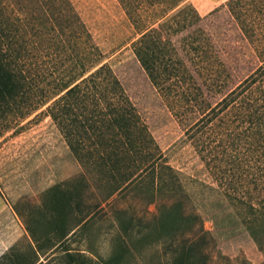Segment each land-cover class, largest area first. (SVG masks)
<instances>
[{
  "label": "trees",
  "instance_id": "trees-1",
  "mask_svg": "<svg viewBox=\"0 0 264 264\" xmlns=\"http://www.w3.org/2000/svg\"><path fill=\"white\" fill-rule=\"evenodd\" d=\"M118 1L138 31L132 48L140 66L174 116L188 124L186 139L210 164L215 182L224 187L225 198L264 254V0L225 3L258 65L226 90L231 76L210 54V92L223 94L210 106L171 42L204 17L188 0ZM68 28L69 34L81 33L79 68L38 98L20 69L26 46L33 37H58ZM202 50L195 38L184 54L202 59ZM102 60L68 0H0V119L18 115L24 120L46 106L41 113L82 168L73 179L45 190L37 212L28 202L22 208L21 199L13 203L28 236L27 249L18 253L14 245L0 264H41L39 255L48 256L45 249L81 240L102 219V204L120 200L124 204L112 205L110 220L120 248L105 264H121L127 240L152 233L170 264H209L212 235L197 214L186 211L187 194L177 172ZM153 204L154 214H137L138 207ZM65 255L68 264L92 262L83 254Z\"/></svg>",
  "mask_w": 264,
  "mask_h": 264
},
{
  "label": "rangeland",
  "instance_id": "rangeland-1",
  "mask_svg": "<svg viewBox=\"0 0 264 264\" xmlns=\"http://www.w3.org/2000/svg\"><path fill=\"white\" fill-rule=\"evenodd\" d=\"M227 1L188 0L204 19L171 38L186 68L194 76L201 100L208 106L214 105L223 95L210 92V54L223 61L225 71L231 76L226 90L243 80L258 65L251 46L225 6ZM68 2L89 33L91 42L99 49L102 63L111 69L166 161L177 172L187 194L186 211L197 214L204 230L212 235L215 243L209 264H264V254L225 198L224 187L215 182L210 164L186 139L184 132L188 124L181 123L170 111L135 57L132 44L139 37L138 31L119 1ZM21 24L18 23L20 27ZM69 32L68 28L58 37H33L32 43L26 46L20 69L38 98L51 94L79 68L81 33L79 30ZM21 37L20 40L24 38L22 34ZM195 38L203 46L202 59L184 54ZM45 108L24 120L18 115L7 121L0 119V259L14 245L18 253L27 249L28 236L12 209L13 203L21 199L22 208L28 202L37 207V212L41 209L45 190L82 172L56 126L41 113ZM198 117L194 115L195 119ZM123 204V200L110 205L103 203L102 219L95 222L88 235L64 246L45 249L48 256L40 254L39 263L68 264L65 254L71 252L90 257V264H105L120 248V242L113 240L116 232L110 225L111 208ZM136 211L139 215L144 211L154 214L155 205L146 210L138 207ZM157 238L153 233L143 240L132 236L124 245L121 264H170L163 257ZM78 260L82 261L81 258Z\"/></svg>",
  "mask_w": 264,
  "mask_h": 264
}]
</instances>
